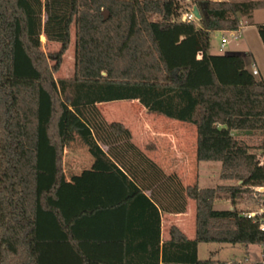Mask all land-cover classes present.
I'll return each mask as SVG.
<instances>
[{"label": "trees", "instance_id": "trees-1", "mask_svg": "<svg viewBox=\"0 0 264 264\" xmlns=\"http://www.w3.org/2000/svg\"><path fill=\"white\" fill-rule=\"evenodd\" d=\"M193 7L200 20L181 22ZM263 7L262 1L70 0L56 58L65 52L73 24V76L53 82L49 75L56 68L41 65L27 39L30 7L21 0H0V264H99L88 255L92 247H82L71 227L82 216L118 206L125 207L120 264H247L199 260V243L254 245L264 257L259 221L236 209L241 200L258 203L255 192L264 188V166L257 162L264 161V139L250 147L232 133L264 135V81L245 69L240 56L209 52L212 33L238 30L243 19ZM255 27L264 47V25ZM15 42L36 76L13 75ZM115 101H135L148 114L193 126L196 163H219V179L233 182L185 189L195 207L192 240L171 228L170 240L160 242L158 208L99 147V133L90 124L93 113L80 112ZM58 104L72 114L66 140L58 128ZM104 134L112 142L129 131L112 122ZM74 136L122 184L125 197L66 222L55 202L63 150ZM131 152L128 145L123 155L134 156ZM154 169L150 165L152 174ZM218 195L229 200L231 209H213Z\"/></svg>", "mask_w": 264, "mask_h": 264}, {"label": "rangeland", "instance_id": "rangeland-1", "mask_svg": "<svg viewBox=\"0 0 264 264\" xmlns=\"http://www.w3.org/2000/svg\"><path fill=\"white\" fill-rule=\"evenodd\" d=\"M21 1L23 4L30 7L28 20L30 28L27 32V39L30 44L37 49V60L48 69H53V67L56 68V72L49 75L53 82L59 79L72 78L74 64L73 24L69 27L67 48L58 59L56 58L62 44L63 31L60 27L64 26L70 0ZM263 13L264 10L259 11L256 15ZM255 32L256 30L254 27L245 24H241L238 31L214 32L210 36L209 52L212 54L240 56L243 59L245 69L249 72L254 68L257 70L259 69L260 75H256L255 78L264 80V49ZM49 34L53 36L52 40L48 37ZM233 34H238L239 38L237 40L231 39ZM221 37L227 40V44H225L222 51L219 50ZM246 44L250 46L248 47ZM27 59L28 57L24 53L20 43L15 42L12 69L13 75L21 77L36 76L34 69ZM254 65L256 67H254ZM59 105L60 104L57 105L56 118L60 119L58 123L60 136L62 139L66 140L69 138L66 127L68 121L70 123L72 122V114L70 113L69 115V110H67L63 104ZM80 112L84 114L87 112L93 113L94 116L91 118L90 124L94 128L93 130H96L98 133L104 134V129L112 122L121 123L130 129L131 132L128 136H118L120 140H116L115 143H117V145H114L118 146V148L112 151L113 153L110 150L109 154L114 160L121 163L125 162L123 161V157L125 156L123 152L126 151L128 145H132L134 152H131V154L133 153V155H135L130 157L128 155V158L134 162L132 161L133 164H127L121 167L137 185L142 187L154 185L157 194L164 195L167 199H173L174 204L172 205L175 206V214L176 216L180 215L181 220L183 219L182 223L187 227H192L194 223V202L187 198L185 193V189L188 186L197 184L200 188H215L217 185L233 183L219 179V163H196L193 151L195 131L193 126L189 124L148 114L134 101H115L88 106L80 109ZM88 118L89 115L87 114L86 119ZM99 122L102 126H100ZM147 125L154 126L157 130L167 132L168 138L166 139L173 144L177 142L175 138L181 137L180 134L182 133L183 145L176 143V145L172 144L171 146L165 147L159 139L155 138L154 140L161 143L160 145L158 144L160 150L157 153L146 151L144 148L141 149L143 147L142 144L147 141L144 140L145 134H142L143 130L141 127ZM106 131L107 134H109L107 129ZM136 132L138 134H136ZM232 133L237 139L243 141L250 147H256L258 143L264 139V135L259 131H235ZM67 141L69 142V140ZM67 147L71 151V154L66 157V165L68 166L67 162L71 159L72 165H70V168H72V170L79 167L83 169L81 186L86 188L95 186L96 181L94 180H97V177H99L97 176L98 170L102 168L110 175L109 178L102 175V180H100L101 185H106L107 188L109 187L107 189L101 186V190H104L103 194L106 196H117V188L124 193L122 184L105 166L95 159L90 149L86 147L77 136H74L73 141ZM119 150L121 153H119ZM182 154L184 156L183 160L180 159ZM73 163H75V165H73ZM152 164L155 165L154 174H152V170H150V165ZM147 167L148 171L146 172ZM61 185L60 192L58 191V199L55 202L56 205L58 201L63 198L64 178H62ZM229 208V201L224 198L223 195H218L214 201L213 209L222 211L228 210ZM237 209L240 212L255 210L256 204L253 199L241 200L238 202ZM177 223H179V221H177ZM197 248V258L199 260L209 258L218 261L236 259L243 262L244 258H247L250 261L249 264H254V262L260 261L262 256L261 248L254 245L249 246L246 250L240 245L199 243Z\"/></svg>", "mask_w": 264, "mask_h": 264}, {"label": "crops", "instance_id": "crops-1", "mask_svg": "<svg viewBox=\"0 0 264 264\" xmlns=\"http://www.w3.org/2000/svg\"><path fill=\"white\" fill-rule=\"evenodd\" d=\"M234 1H262L264 2V0H234ZM189 10H187L186 12H188ZM263 10H264V7L254 10L251 14V18L249 20L243 19L241 21V24L254 27L255 30H256V27H255L256 25H264V13L260 15H256L259 11H263ZM255 34L259 38L257 30ZM246 45L248 47L250 46L249 44H246ZM262 47H263V44H262ZM254 67L256 66L254 65ZM256 71H257V75H260L259 69L258 70L256 69ZM126 128L128 129L130 133L131 132L130 129L127 126ZM141 128L143 130L142 134H145L144 140H147L144 144H142L143 147L142 148L140 147L141 149L144 148V150L146 151L148 150L152 153H157L160 150L159 145L161 143L165 147L171 146L173 144V143L168 142V139H166L168 138L167 132L157 130L154 126H150V125L142 126ZM136 134L138 133L136 132ZM180 136L181 137L175 138L177 140L176 143L183 145L182 144L183 142L182 133L180 134ZM155 138L159 139L161 143H158L156 140H154ZM96 141L99 147L107 155H109L110 150L115 151V149L118 148V146H114V145H117L115 141H112V142L109 141V139H107V136L100 132H99V138H97ZM176 143L174 144L176 145ZM194 144H195V140H194ZM193 151H194V145H193ZM69 154H71V151L68 149V147H66L63 150V178H64V186H63V191H62L63 198H61L57 203V206L60 208L63 218L66 222H68L73 216L79 214L81 211L91 210L98 206L99 207H102V206L110 207L113 204H116L122 199H124L125 189L123 193L117 188V191H116V193H118L116 194L117 196H114V195L106 196L105 194H103L104 190H101L102 188L101 186H103L104 188H107V186L101 185L100 180H102V175L108 178L110 175L109 173H107L105 169H102V168H99L98 173H97L98 174L97 176L99 177H97V180H94L96 181L95 186H89L87 188L84 186H81V182H82L81 175H82L83 169L82 167H79V168H76L75 170H72V168H70L71 167L70 165H72L71 159L67 162L69 167L66 165V157ZM123 158H124L123 161L125 162H122V163L118 162L117 160H114L113 158H111V160L119 168H122L121 166L123 165L126 166L127 164H133L134 162L133 160L129 159L126 156H124ZM180 159L182 160L184 159L183 154L181 155ZM73 165H75V163H73ZM147 171L148 169L146 170V172ZM128 177L132 181H134L129 175ZM61 187L62 185H60V188ZM138 187L142 189L145 197L149 199L150 201H152L160 212V242L161 243H164L170 240L171 238L170 229L171 228H176L188 240H192L194 238L195 236L194 223L192 227L191 226L187 227L186 225H184V223H182L183 219L181 220L180 215L176 216L175 214L176 212L175 210H173L174 205L172 204H174L173 203L174 201L171 202L164 195L157 194V191L155 190L154 185L152 186L148 185L147 187H142L138 185ZM60 188H59V192H60ZM229 207H230L229 209H231L230 202H229ZM237 207H238V204L236 205V209ZM177 221H179V223H177ZM124 224H125V207L118 206L115 208L99 210L95 212L92 216H82L78 218L77 220H75L73 226L71 227V231L74 237L78 239L79 244L82 247L84 246L92 247L90 252H88L90 259H94L99 264H120L122 260L121 240L123 238V233H124ZM244 260H248V259L244 258ZM225 261L226 262H230V261L242 262L236 259L225 260Z\"/></svg>", "mask_w": 264, "mask_h": 264}, {"label": "built area", "instance_id": "built-area-1", "mask_svg": "<svg viewBox=\"0 0 264 264\" xmlns=\"http://www.w3.org/2000/svg\"><path fill=\"white\" fill-rule=\"evenodd\" d=\"M180 21L181 22L193 23V22H195L197 20L193 16L191 10H189L188 12L183 13L180 16ZM240 27H241V24H240ZM240 27L238 28V30L240 29ZM238 30H236V31H238ZM238 38H239L238 34H233L231 36V39H233V40H237ZM225 44H227V40L225 38L221 37L220 43H219V50L220 51H222L224 49ZM252 74L253 75H257L256 69L252 70ZM257 164H258V166H264V161L259 160L257 162ZM255 198L258 199V203L256 204V209L255 210L244 211V212H241V213L246 218L258 220L259 221L260 230H264V222L262 220V218L264 217V188L263 187H260V188L256 189ZM249 262L250 261H248V260H244L242 263L249 264ZM257 263L258 264H264V257L261 256V260L258 261Z\"/></svg>", "mask_w": 264, "mask_h": 264}, {"label": "water", "instance_id": "water-1", "mask_svg": "<svg viewBox=\"0 0 264 264\" xmlns=\"http://www.w3.org/2000/svg\"><path fill=\"white\" fill-rule=\"evenodd\" d=\"M191 12H192L193 16L195 17V19H196L197 21H199L200 18H201V16H200V14H199L197 8H196V7H193V8L191 9Z\"/></svg>", "mask_w": 264, "mask_h": 264}]
</instances>
